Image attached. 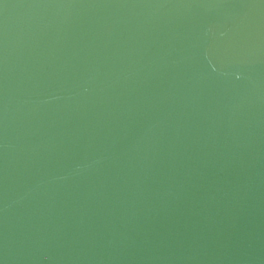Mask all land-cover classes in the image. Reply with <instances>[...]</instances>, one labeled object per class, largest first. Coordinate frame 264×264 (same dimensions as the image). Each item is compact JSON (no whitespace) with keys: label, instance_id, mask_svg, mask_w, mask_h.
Here are the masks:
<instances>
[{"label":"water","instance_id":"95a60500","mask_svg":"<svg viewBox=\"0 0 264 264\" xmlns=\"http://www.w3.org/2000/svg\"><path fill=\"white\" fill-rule=\"evenodd\" d=\"M0 264H264V0H0Z\"/></svg>","mask_w":264,"mask_h":264}]
</instances>
